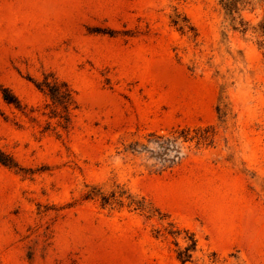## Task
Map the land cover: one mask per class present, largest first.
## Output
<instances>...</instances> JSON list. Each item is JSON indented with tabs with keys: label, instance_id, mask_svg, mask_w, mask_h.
Instances as JSON below:
<instances>
[{
	"label": "rangeland",
	"instance_id": "obj_1",
	"mask_svg": "<svg viewBox=\"0 0 264 264\" xmlns=\"http://www.w3.org/2000/svg\"><path fill=\"white\" fill-rule=\"evenodd\" d=\"M0 264H264V0H0Z\"/></svg>",
	"mask_w": 264,
	"mask_h": 264
}]
</instances>
